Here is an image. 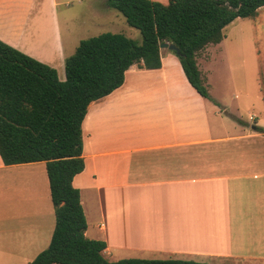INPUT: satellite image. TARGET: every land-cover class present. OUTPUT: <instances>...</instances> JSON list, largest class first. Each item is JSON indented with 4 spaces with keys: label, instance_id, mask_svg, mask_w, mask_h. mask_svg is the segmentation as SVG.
Masks as SVG:
<instances>
[{
    "label": "crops",
    "instance_id": "0c3cea01",
    "mask_svg": "<svg viewBox=\"0 0 264 264\" xmlns=\"http://www.w3.org/2000/svg\"><path fill=\"white\" fill-rule=\"evenodd\" d=\"M76 3L91 10L80 30L96 19L112 23L104 0ZM71 4L0 0V41L57 72L82 40L70 33L77 27L68 10L60 11ZM202 51L198 70L212 61ZM160 58L159 69L132 65L119 88L87 108L85 166L73 179L85 237L105 242L112 262L264 264V68H256L251 84L228 91L208 82L207 99L174 54L160 49ZM238 97L250 100L246 119ZM0 201V264L27 253L35 259L55 226L45 163L5 165L0 158Z\"/></svg>",
    "mask_w": 264,
    "mask_h": 264
},
{
    "label": "trees",
    "instance_id": "16d2710c",
    "mask_svg": "<svg viewBox=\"0 0 264 264\" xmlns=\"http://www.w3.org/2000/svg\"><path fill=\"white\" fill-rule=\"evenodd\" d=\"M141 34L103 33L80 40L65 59V79L54 68L0 41V158L5 165L44 162L55 226L48 247L27 264H206L177 259L104 256L106 244L85 237L87 228L73 179L84 170L81 125L89 104L119 88L135 64L161 67L160 45L176 46L188 83L211 99L196 53L220 43L238 19H252L264 0H104Z\"/></svg>",
    "mask_w": 264,
    "mask_h": 264
},
{
    "label": "rangeland",
    "instance_id": "374dc122",
    "mask_svg": "<svg viewBox=\"0 0 264 264\" xmlns=\"http://www.w3.org/2000/svg\"><path fill=\"white\" fill-rule=\"evenodd\" d=\"M71 1L72 4L68 8L62 7L60 11L68 10L69 18L76 23V31L72 32L70 28V33H73L76 39L84 40L103 33H119L124 34L139 43L141 42L142 39L140 32L137 29L130 27L123 15L115 9H110L107 13L108 18H111L112 23L107 24V22L96 19L91 26L86 25L87 29L85 31L82 29L80 30V20H82V15L86 12L90 15L91 10L88 7V9L85 10V8H82V6L76 3V0ZM65 28L66 27L63 26V30H65ZM224 35L225 39L220 42V45H208L204 48L206 51L200 53V55L209 53L212 57L211 63L206 66L204 65V68L200 67L199 70H203V72L200 73L203 86L207 89L206 84L209 82L213 91H217L216 88H218L217 85L219 83L226 85L227 88L225 91H228L230 86L238 82L251 84L255 80L256 68L260 67V65L264 68V8L259 10L257 15L252 19H238L233 22L224 30ZM167 51L173 54V51ZM206 71L208 72L206 73ZM57 74L59 80L64 81V67L59 69ZM238 99V101L244 105L240 110L241 117L246 119L247 111H250L248 106L250 100L246 98L242 99V97H238ZM28 171L40 172L37 167H29ZM5 208L6 203L0 201V213L5 211ZM52 218H54L53 214ZM46 247L47 246L40 248L39 251L44 250ZM34 251L35 250H32V252ZM33 260L34 256L32 257L30 253H27V257L7 260L6 264H27ZM193 261H198L197 263H199V259ZM205 263L208 264L207 262Z\"/></svg>",
    "mask_w": 264,
    "mask_h": 264
},
{
    "label": "water",
    "instance_id": "95a60500",
    "mask_svg": "<svg viewBox=\"0 0 264 264\" xmlns=\"http://www.w3.org/2000/svg\"><path fill=\"white\" fill-rule=\"evenodd\" d=\"M160 49H167V50L175 52L176 54H179V50L176 48V46L170 43L161 44Z\"/></svg>",
    "mask_w": 264,
    "mask_h": 264
}]
</instances>
